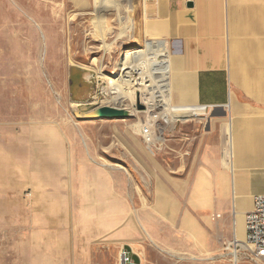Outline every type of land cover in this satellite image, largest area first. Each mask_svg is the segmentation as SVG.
<instances>
[{
	"label": "rangeland",
	"instance_id": "rangeland-1",
	"mask_svg": "<svg viewBox=\"0 0 264 264\" xmlns=\"http://www.w3.org/2000/svg\"><path fill=\"white\" fill-rule=\"evenodd\" d=\"M99 1L0 0V264H117L123 245L139 264H222L236 238L231 206L196 211L191 198L198 167L224 158L229 119L159 118L163 141L148 145L136 124L163 107L140 89L122 104L127 118H92L97 106L122 107L110 81L127 58L165 40L146 35L143 0H119L123 21L118 0ZM243 100L237 89L219 114Z\"/></svg>",
	"mask_w": 264,
	"mask_h": 264
},
{
	"label": "crops",
	"instance_id": "crops-1",
	"mask_svg": "<svg viewBox=\"0 0 264 264\" xmlns=\"http://www.w3.org/2000/svg\"><path fill=\"white\" fill-rule=\"evenodd\" d=\"M141 22L147 36L165 39L172 103L207 107L191 115L211 125L229 119L223 143L233 141L232 162L214 158L201 164L191 203L196 211L231 206L238 238L244 236L245 214L254 196L264 193V0H158L144 5ZM237 89L242 105L222 116L223 108L236 103ZM158 202L161 214L172 212L169 200Z\"/></svg>",
	"mask_w": 264,
	"mask_h": 264
},
{
	"label": "bare ground",
	"instance_id": "bare-ground-1",
	"mask_svg": "<svg viewBox=\"0 0 264 264\" xmlns=\"http://www.w3.org/2000/svg\"><path fill=\"white\" fill-rule=\"evenodd\" d=\"M115 2L117 3V0H115ZM118 3L119 5L115 6V8L117 9L116 13L119 16V18H121V21H123L122 16L119 12V8L121 7L120 6L121 1L119 2L118 0ZM100 4L101 3L98 0L97 5ZM111 11L114 10H110V12ZM132 11L133 9L131 8L129 14L131 30H133L135 23V18L133 17ZM108 48L110 49V45L108 46ZM142 57L143 60H145V57L148 58L146 59V61L141 62L143 61L141 60ZM123 69H124L123 71L124 73L119 79H112L110 81L111 93L113 94V97L111 98L113 100V103H115L116 105L123 107L124 105L123 103L127 99H131L133 105L136 104L137 101L136 89H140L144 94L149 95L146 100L149 101V104H151V106L155 108L163 107L161 111L152 115V117L157 116V118L159 117L160 119L168 121V123L171 124L175 123L177 121V118L181 116L185 117L190 114L206 113L204 106L177 107L172 103L171 94H170L169 52L164 48L163 41L159 40L157 42H151L148 45V48L146 49L144 55L142 56L141 53L129 56L125 62V66H123ZM147 72L148 74L150 73V75H152V77L149 75V77H151L149 80L147 76L148 74H146ZM149 81L150 83H148ZM157 87L159 88V90ZM99 107L101 106L95 107L93 110L89 112V114H95L99 109ZM144 127L145 126H142L139 123L136 124V128H138L139 131L141 130L143 131ZM156 140L163 141L162 132L158 133V137L156 138ZM232 142L233 141L231 140V142L225 143L224 146L225 148L224 158L225 161L227 162H232V157H231L233 150ZM185 225H187L189 230L196 231V233H202V229L199 227L197 222L188 220L185 222ZM234 227L236 232L235 234H236L237 243L241 244V246L243 247H246L244 240L238 238L235 219H234Z\"/></svg>",
	"mask_w": 264,
	"mask_h": 264
},
{
	"label": "built area",
	"instance_id": "built-area-1",
	"mask_svg": "<svg viewBox=\"0 0 264 264\" xmlns=\"http://www.w3.org/2000/svg\"><path fill=\"white\" fill-rule=\"evenodd\" d=\"M145 3L157 2L158 0H143ZM207 111V107H205ZM157 113V112H156ZM155 113V114H156ZM199 115V114H197ZM159 118V117H158ZM157 116L152 117L145 124L141 136L148 145L155 144L157 134L154 130ZM220 216V215H218ZM245 244L246 247L237 243L236 238L228 244L229 256L222 264H242V254L251 264H264V193L257 194L253 199V207L245 214ZM132 249L125 245L120 247L118 253V264H138Z\"/></svg>",
	"mask_w": 264,
	"mask_h": 264
},
{
	"label": "water",
	"instance_id": "water-1",
	"mask_svg": "<svg viewBox=\"0 0 264 264\" xmlns=\"http://www.w3.org/2000/svg\"><path fill=\"white\" fill-rule=\"evenodd\" d=\"M193 3H188V6H192ZM139 109H144V105L141 103H138ZM129 114L127 113L125 108L122 107H116V106H101L97 110V112L93 115H91L92 118H98V119H124L127 118Z\"/></svg>",
	"mask_w": 264,
	"mask_h": 264
}]
</instances>
